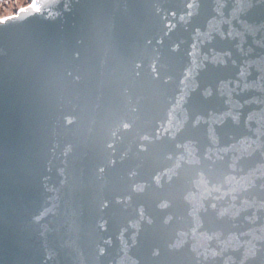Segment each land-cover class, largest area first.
<instances>
[{
	"label": "water",
	"instance_id": "water-1",
	"mask_svg": "<svg viewBox=\"0 0 264 264\" xmlns=\"http://www.w3.org/2000/svg\"><path fill=\"white\" fill-rule=\"evenodd\" d=\"M0 264H264V0L0 18Z\"/></svg>",
	"mask_w": 264,
	"mask_h": 264
},
{
	"label": "clouds",
	"instance_id": "clouds-1",
	"mask_svg": "<svg viewBox=\"0 0 264 264\" xmlns=\"http://www.w3.org/2000/svg\"><path fill=\"white\" fill-rule=\"evenodd\" d=\"M28 3L29 0H0V17L9 11L15 12L17 8L25 7Z\"/></svg>",
	"mask_w": 264,
	"mask_h": 264
},
{
	"label": "rangeland",
	"instance_id": "rangeland-1",
	"mask_svg": "<svg viewBox=\"0 0 264 264\" xmlns=\"http://www.w3.org/2000/svg\"><path fill=\"white\" fill-rule=\"evenodd\" d=\"M31 0H29V2H30ZM8 13H11V11H9ZM7 15V14H6Z\"/></svg>",
	"mask_w": 264,
	"mask_h": 264
},
{
	"label": "bare ground",
	"instance_id": "bare-ground-1",
	"mask_svg": "<svg viewBox=\"0 0 264 264\" xmlns=\"http://www.w3.org/2000/svg\"><path fill=\"white\" fill-rule=\"evenodd\" d=\"M14 15V14H13Z\"/></svg>",
	"mask_w": 264,
	"mask_h": 264
}]
</instances>
